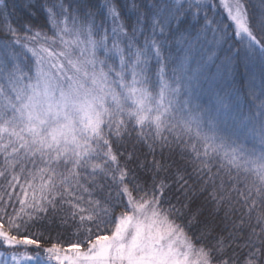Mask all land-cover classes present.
Listing matches in <instances>:
<instances>
[{
	"label": "snow or ice",
	"instance_id": "6c2138e0",
	"mask_svg": "<svg viewBox=\"0 0 264 264\" xmlns=\"http://www.w3.org/2000/svg\"><path fill=\"white\" fill-rule=\"evenodd\" d=\"M24 8L0 10V264H264V0Z\"/></svg>",
	"mask_w": 264,
	"mask_h": 264
},
{
	"label": "trees",
	"instance_id": "16d2710c",
	"mask_svg": "<svg viewBox=\"0 0 264 264\" xmlns=\"http://www.w3.org/2000/svg\"><path fill=\"white\" fill-rule=\"evenodd\" d=\"M24 2L25 0H0V10L4 9L7 5L12 20L22 19L27 16ZM36 30L38 29H34V31Z\"/></svg>",
	"mask_w": 264,
	"mask_h": 264
}]
</instances>
